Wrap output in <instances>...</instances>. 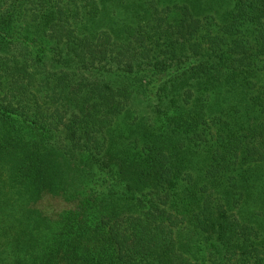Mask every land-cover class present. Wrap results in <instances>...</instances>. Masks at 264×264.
Listing matches in <instances>:
<instances>
[{"label": "trees", "instance_id": "obj_1", "mask_svg": "<svg viewBox=\"0 0 264 264\" xmlns=\"http://www.w3.org/2000/svg\"><path fill=\"white\" fill-rule=\"evenodd\" d=\"M0 264H264V0H0Z\"/></svg>", "mask_w": 264, "mask_h": 264}]
</instances>
